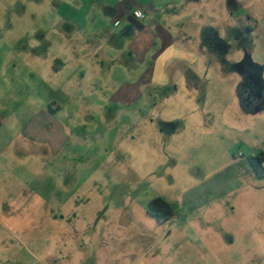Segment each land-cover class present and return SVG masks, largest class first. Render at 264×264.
<instances>
[{"label": "rangeland", "instance_id": "1", "mask_svg": "<svg viewBox=\"0 0 264 264\" xmlns=\"http://www.w3.org/2000/svg\"><path fill=\"white\" fill-rule=\"evenodd\" d=\"M135 1L198 62L172 60L128 106L112 84L143 67L107 1L92 4L78 58L55 12L81 3L0 0V264H264V175L249 164L264 153V0ZM57 108L70 141L51 162L25 140ZM37 152L48 160L26 159ZM36 197L54 210L23 234L15 213ZM155 198L172 209L162 223Z\"/></svg>", "mask_w": 264, "mask_h": 264}, {"label": "crops", "instance_id": "2", "mask_svg": "<svg viewBox=\"0 0 264 264\" xmlns=\"http://www.w3.org/2000/svg\"><path fill=\"white\" fill-rule=\"evenodd\" d=\"M73 1L81 3V7H67V9L57 10L55 14L58 18L68 19V22L65 23L66 26L63 29V36L68 37V41H74V43L77 44L73 48L67 45V50H72L73 55H76L79 58L81 56L85 57V51L90 46V44H87L86 28L87 18L91 14L92 4L97 1L102 2L103 0ZM105 1L108 2V6L110 7L109 12L110 16H112V24L117 28H123L126 36L131 32V36L134 37L130 43V47L132 52H136L138 56L133 66L137 65L143 67L134 83H126L121 87H118V85L114 83L112 84V87L114 88L112 99L118 103L128 106L134 105L139 100L144 99L146 88L165 83V69L172 60L192 66L198 62L194 57H186L187 52L183 49L176 48L171 43L170 38H168L170 41L168 43L166 41L167 34L162 28L153 31L154 21H152L151 18L146 16V19L140 21L135 16V12L137 11H145L144 13L146 15L147 13L154 11V6L151 3L142 6L141 2L135 0ZM156 37H159L161 46L157 49L154 57L146 59V54L150 52ZM102 47L101 44H98L94 48V52L100 53ZM80 52H82V55ZM167 54H170L171 58H167ZM133 66H131V68ZM129 74L131 76L133 75V69H130ZM59 111L60 109L57 108L56 112L53 110H50L49 113L46 112L45 114H47V117L45 116L33 121L29 125V131L26 133L27 138L25 141L33 145L38 152L39 150H47L51 162L56 161L58 153L62 151L64 145L70 141L61 127L52 120L54 114ZM38 152L36 154L27 155L26 159H34V162L48 160L45 154L40 156ZM14 159H18L17 155H13L10 158V163L13 164L15 161ZM58 168L62 171H67L66 175L70 174V168L67 162L63 161L58 163ZM52 169L54 171V167H52ZM53 210L54 208L50 207L48 202H44L39 197H36V200L33 202H24L21 208L15 213V225L16 227L19 225L22 226L23 234H26L29 231H33L37 225L39 226L40 223L49 216L50 211L52 212ZM50 216L54 219L53 213H51Z\"/></svg>", "mask_w": 264, "mask_h": 264}, {"label": "trees", "instance_id": "3", "mask_svg": "<svg viewBox=\"0 0 264 264\" xmlns=\"http://www.w3.org/2000/svg\"><path fill=\"white\" fill-rule=\"evenodd\" d=\"M250 167L258 175H264V153H259L249 159ZM147 213L155 217L157 222L166 221L172 214L170 205L161 198H155L148 204Z\"/></svg>", "mask_w": 264, "mask_h": 264}, {"label": "built area", "instance_id": "4", "mask_svg": "<svg viewBox=\"0 0 264 264\" xmlns=\"http://www.w3.org/2000/svg\"><path fill=\"white\" fill-rule=\"evenodd\" d=\"M135 16H136L138 19H141V20L146 19V14H145L144 12H141V11H137V12H135Z\"/></svg>", "mask_w": 264, "mask_h": 264}, {"label": "flooded vegetation", "instance_id": "5", "mask_svg": "<svg viewBox=\"0 0 264 264\" xmlns=\"http://www.w3.org/2000/svg\"><path fill=\"white\" fill-rule=\"evenodd\" d=\"M248 28V27H247ZM250 91V90H249Z\"/></svg>", "mask_w": 264, "mask_h": 264}]
</instances>
